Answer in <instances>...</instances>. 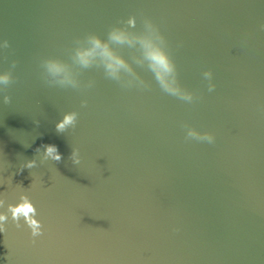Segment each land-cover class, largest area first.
<instances>
[{
	"label": "water",
	"instance_id": "obj_1",
	"mask_svg": "<svg viewBox=\"0 0 264 264\" xmlns=\"http://www.w3.org/2000/svg\"><path fill=\"white\" fill-rule=\"evenodd\" d=\"M131 16L133 42L111 44L135 71L121 72L124 88L99 57L85 69L77 52L92 47L87 34L107 40ZM262 25L264 0H0V78L10 77L0 82V264H264ZM145 36L172 55L179 75L166 80L193 102L160 88ZM69 112L75 127L58 133ZM189 130L216 140L186 139ZM46 144L60 162L43 161L36 149ZM23 195L41 236L12 221L8 205Z\"/></svg>",
	"mask_w": 264,
	"mask_h": 264
},
{
	"label": "clouds",
	"instance_id": "obj_2",
	"mask_svg": "<svg viewBox=\"0 0 264 264\" xmlns=\"http://www.w3.org/2000/svg\"><path fill=\"white\" fill-rule=\"evenodd\" d=\"M136 17L131 16L126 21H121L118 23H123L126 27L113 26L108 33L107 40L101 38L100 35L95 33H89L85 36L87 41L92 45L91 48L81 49L77 52V59L79 64L85 68L89 69L94 66V62L97 57L101 60V65L104 70V75L106 78L114 80L118 82L121 87L130 88L132 87L130 84H124L121 82L120 74L123 71L124 73H128L130 75H135V71L132 68V65L128 62V60L121 54L117 53L112 47V43L116 44H124V43H132V37L130 36L128 29L136 27ZM148 31L161 41L166 39L165 35L161 32L160 27L154 23L150 18H145L143 20ZM264 29V25L261 26ZM140 43L144 49V57L148 60L150 70L155 74V80L159 84L160 88L167 94L175 96L186 102H193L196 99V96L191 91H181L179 88H174L169 85L166 80V76L175 73L178 74L177 65L169 53L165 48L160 47L158 44L154 42L151 36H145L139 38ZM4 47H9L8 41L4 42ZM48 67L50 70L54 72H61L64 70V65L59 61H48ZM204 78L209 82L208 90L211 92L215 90L216 84L212 82L213 72L211 70L205 71L203 73ZM10 77L5 75L0 78V82L5 84L8 83ZM72 83L69 77H65L64 80L61 81V84ZM94 82H89V87L92 86ZM139 87L146 88L149 85L144 81H139ZM4 103L10 104L11 97L5 96ZM87 101L82 102V106H86ZM77 112H69L66 113L62 120L56 123L55 128L58 133H63L69 125H72L73 128L77 123ZM39 125V122H36ZM188 138H194L199 141H207L209 143H214L216 137L213 133L205 132H197L195 130H189L187 132ZM43 149V161H47L51 159L55 162H60L62 160V154L59 152L58 147L53 144L41 145L36 149L37 153H40ZM70 160L73 164H79L80 154L79 149H73L70 155ZM37 166L36 159L27 160L22 166L21 170L24 168L32 169ZM4 201L0 200V206H3ZM8 211L11 212L12 221L15 222L16 227L20 228L22 225L20 224L21 218L24 219L27 226L31 229V235L33 238L41 236L43 234L41 221L36 218L37 209L32 203L31 199L27 195H23L20 197V202L18 204L8 205ZM8 220L7 213L0 214V232L6 231L5 222ZM35 242V241H33Z\"/></svg>",
	"mask_w": 264,
	"mask_h": 264
}]
</instances>
